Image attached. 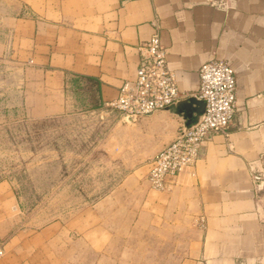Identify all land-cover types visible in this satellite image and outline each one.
I'll use <instances>...</instances> for the list:
<instances>
[{
	"label": "crops",
	"instance_id": "crops-1",
	"mask_svg": "<svg viewBox=\"0 0 264 264\" xmlns=\"http://www.w3.org/2000/svg\"><path fill=\"white\" fill-rule=\"evenodd\" d=\"M157 28L183 98L204 62L234 67L229 132H213L195 168L155 190L137 159L167 146L183 120L167 109L141 116L119 128L134 156L107 178L115 185L40 225L0 179V264H264V183L254 179L264 175V0H0V130L21 108L33 119L107 117ZM75 74L100 107L77 97Z\"/></svg>",
	"mask_w": 264,
	"mask_h": 264
},
{
	"label": "rangeland",
	"instance_id": "rangeland-1",
	"mask_svg": "<svg viewBox=\"0 0 264 264\" xmlns=\"http://www.w3.org/2000/svg\"><path fill=\"white\" fill-rule=\"evenodd\" d=\"M4 75L12 76L8 71ZM76 95L80 99L81 94ZM129 123L121 120L116 109L99 119H33L21 108L7 116L0 130V179L11 182L21 208L36 224L61 219L92 202L95 192L109 190L115 184L107 178L133 160V147L125 143L119 129L133 126ZM115 126L114 137L119 139L113 151L107 140ZM154 153L144 152V159L137 160L148 163ZM79 192L85 199L77 198Z\"/></svg>",
	"mask_w": 264,
	"mask_h": 264
},
{
	"label": "built area",
	"instance_id": "built-area-1",
	"mask_svg": "<svg viewBox=\"0 0 264 264\" xmlns=\"http://www.w3.org/2000/svg\"><path fill=\"white\" fill-rule=\"evenodd\" d=\"M140 58L135 78L126 81L119 95L108 103L118 110L125 120L135 119L166 110L183 99L175 71L169 66L167 48L158 31L138 46ZM206 103L205 113L189 129L183 126L167 146L154 154L149 161L148 180L155 190H170L179 177L195 168L205 140L213 132L227 134L233 124L237 102V77L234 67L223 59H211L199 70V85L194 94ZM263 173L254 175L258 183H264ZM204 224L203 217L200 218ZM4 254L0 246V255Z\"/></svg>",
	"mask_w": 264,
	"mask_h": 264
},
{
	"label": "water",
	"instance_id": "water-1",
	"mask_svg": "<svg viewBox=\"0 0 264 264\" xmlns=\"http://www.w3.org/2000/svg\"><path fill=\"white\" fill-rule=\"evenodd\" d=\"M167 110L180 116L183 120V126L185 129H189L194 126L205 113L206 103L204 100H200L192 95L170 105ZM134 120V115L128 117V121L133 122Z\"/></svg>",
	"mask_w": 264,
	"mask_h": 264
},
{
	"label": "trees",
	"instance_id": "trees-1",
	"mask_svg": "<svg viewBox=\"0 0 264 264\" xmlns=\"http://www.w3.org/2000/svg\"><path fill=\"white\" fill-rule=\"evenodd\" d=\"M81 78H83V77L80 76V75L75 74L73 76V78L71 79L73 84H74V87H75V93L76 94L77 93L81 94L80 99L83 102L85 107H88V108L100 107L102 104L98 103L97 101L87 102L89 97L91 96V99H93V96L92 95H88L87 92L84 91L83 87H81V85H80ZM87 79H90V78H87Z\"/></svg>",
	"mask_w": 264,
	"mask_h": 264
}]
</instances>
